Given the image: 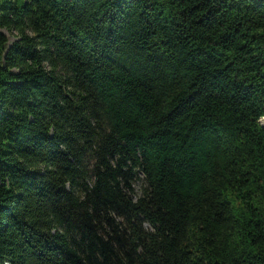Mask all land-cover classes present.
I'll list each match as a JSON object with an SVG mask.
<instances>
[{
  "label": "trees",
  "instance_id": "obj_1",
  "mask_svg": "<svg viewBox=\"0 0 264 264\" xmlns=\"http://www.w3.org/2000/svg\"><path fill=\"white\" fill-rule=\"evenodd\" d=\"M262 119L264 0H0V264H264Z\"/></svg>",
  "mask_w": 264,
  "mask_h": 264
},
{
  "label": "rangeland",
  "instance_id": "obj_2",
  "mask_svg": "<svg viewBox=\"0 0 264 264\" xmlns=\"http://www.w3.org/2000/svg\"><path fill=\"white\" fill-rule=\"evenodd\" d=\"M7 36H8V43H10L13 40V36L10 34H7ZM262 122L264 123V119H262ZM142 185H143L142 176H141V174L138 173L137 177L134 179L133 185H132L134 196L140 194V190H141Z\"/></svg>",
  "mask_w": 264,
  "mask_h": 264
}]
</instances>
